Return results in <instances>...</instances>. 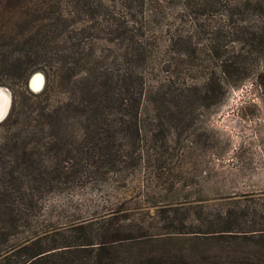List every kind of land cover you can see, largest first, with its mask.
<instances>
[{
	"label": "trees",
	"instance_id": "trees-1",
	"mask_svg": "<svg viewBox=\"0 0 264 264\" xmlns=\"http://www.w3.org/2000/svg\"><path fill=\"white\" fill-rule=\"evenodd\" d=\"M2 3L30 29L0 53V87L12 93L0 122V264H264V201L211 218L204 203L158 200L174 190L163 177L195 108L258 70L264 87V0ZM37 72L45 86L34 94ZM126 172L142 174L136 200L104 226H43L49 195ZM58 228L75 235L50 241Z\"/></svg>",
	"mask_w": 264,
	"mask_h": 264
},
{
	"label": "rangeland",
	"instance_id": "rangeland-1",
	"mask_svg": "<svg viewBox=\"0 0 264 264\" xmlns=\"http://www.w3.org/2000/svg\"><path fill=\"white\" fill-rule=\"evenodd\" d=\"M4 1L0 0L2 54H6L12 39L30 29L23 10L13 3L5 5ZM259 75L258 70L239 88L223 89L215 104L195 108L194 119L176 132L180 137L175 138L180 140V145L176 146L175 165L172 171L166 170L163 177L166 186L173 183L174 190L162 191L158 200L188 199L193 201V207L204 203L211 218L220 210L253 207L264 201V87L260 85ZM215 77L220 80L222 75L217 71ZM26 89L38 94L28 85ZM0 90L9 98L10 111L12 93L7 87L1 86ZM65 93L64 87L54 90L52 104L55 107H64ZM26 95L30 96L28 92ZM141 176L140 173H116L49 195L43 203L46 216L43 226L49 229L64 227L78 220L93 225L86 229L95 231L105 225V217L111 210L132 205ZM193 207L186 209L191 218L195 212ZM125 213L121 212L118 217H124ZM250 222L248 219V225ZM63 229L58 228V232L62 230L61 235L50 241L62 243L75 235Z\"/></svg>",
	"mask_w": 264,
	"mask_h": 264
},
{
	"label": "bare ground",
	"instance_id": "bare-ground-1",
	"mask_svg": "<svg viewBox=\"0 0 264 264\" xmlns=\"http://www.w3.org/2000/svg\"><path fill=\"white\" fill-rule=\"evenodd\" d=\"M44 78L41 73H34L31 78L30 89L32 92L39 93L44 89ZM9 110V98L0 90V118H3Z\"/></svg>",
	"mask_w": 264,
	"mask_h": 264
},
{
	"label": "water",
	"instance_id": "water-1",
	"mask_svg": "<svg viewBox=\"0 0 264 264\" xmlns=\"http://www.w3.org/2000/svg\"><path fill=\"white\" fill-rule=\"evenodd\" d=\"M33 75H34V74H33ZM33 75H31L30 78H29V80H28V86H30L31 78L33 77ZM41 75H42V73H41ZM42 76H43V75H42ZM43 78H44V82H45V77L43 76ZM8 112H9V110H8ZM8 112L6 113V115H5L3 118H0V122H2V121L7 117Z\"/></svg>",
	"mask_w": 264,
	"mask_h": 264
}]
</instances>
